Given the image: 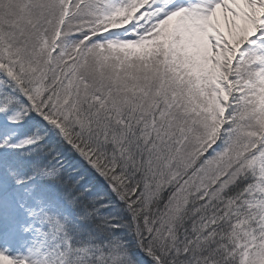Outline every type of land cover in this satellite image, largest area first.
Masks as SVG:
<instances>
[{"label":"snow or ice","instance_id":"1","mask_svg":"<svg viewBox=\"0 0 264 264\" xmlns=\"http://www.w3.org/2000/svg\"><path fill=\"white\" fill-rule=\"evenodd\" d=\"M0 264H264V0H0Z\"/></svg>","mask_w":264,"mask_h":264}]
</instances>
